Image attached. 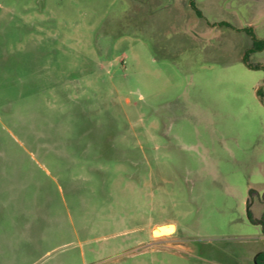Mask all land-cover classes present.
<instances>
[{
  "label": "rangeland",
  "instance_id": "rangeland-1",
  "mask_svg": "<svg viewBox=\"0 0 264 264\" xmlns=\"http://www.w3.org/2000/svg\"><path fill=\"white\" fill-rule=\"evenodd\" d=\"M172 1L0 0L13 264H264V0Z\"/></svg>",
  "mask_w": 264,
  "mask_h": 264
},
{
  "label": "crops",
  "instance_id": "crops-1",
  "mask_svg": "<svg viewBox=\"0 0 264 264\" xmlns=\"http://www.w3.org/2000/svg\"><path fill=\"white\" fill-rule=\"evenodd\" d=\"M175 1H178V0H173L172 2H174L175 3ZM172 9V8H171ZM171 9H168L167 10V12H166V14H165V17L164 18H162V21H164L167 25L166 26H168V28H169V30H171L172 31V33H173V30L175 29V27L173 28V26L175 25L174 23H176V21H177V19L175 18V16H176V14H177V12H173ZM145 11H147V9H145ZM200 11H201V9H200ZM195 13V12H194ZM201 13H202V16H198L196 13V17H197V19L199 20V21H202L201 22V24H200V28L196 31L195 29H193V28H190V26H189V23H187V25H186V29L188 30V29H190V31H191V33H187L188 35H191V37L192 38H195L196 36L198 37V38H203V37H205L206 35H209L210 34V31L212 30V29H214L215 27L217 28V29H219V28H221V26H219V25H217L218 24V22H227V23H231L232 25H234L232 22H231V19H229V18H227V19H224V17H217V18H213V20L212 19H210L209 17H207L206 15H204L203 14V12L201 11ZM164 15V14H163ZM191 21H192V23H194L195 22V15L193 16L192 14H191ZM203 23V24H202ZM213 23H215V25L213 24ZM211 24H213V25H211ZM224 26H226V27H228L226 24H223L222 25V27H224ZM251 26V25H250ZM237 29H242V28H244L243 27V24L241 23V22H239V24L237 25ZM175 34V33H174ZM250 45H251V43L249 42V45L246 47V48H248V47H250ZM239 51H241V50H239ZM241 56H242V53H241ZM241 59H242V57H241ZM3 242H2V239H1V237H0V260L2 259V258H4L5 259V261H9L10 260V262H9V264H13V262H15V260L11 257V259H10V255L12 254V253H9L8 251H7V249H5V248H3V247H5L3 244H2ZM5 245L7 246V242L5 243ZM5 249V250H4Z\"/></svg>",
  "mask_w": 264,
  "mask_h": 264
},
{
  "label": "trees",
  "instance_id": "trees-1",
  "mask_svg": "<svg viewBox=\"0 0 264 264\" xmlns=\"http://www.w3.org/2000/svg\"><path fill=\"white\" fill-rule=\"evenodd\" d=\"M189 3H190V5L192 6V8L194 9V11L196 12V14H197L198 16H202V13H201L200 9L196 7V5H195V3H194V0H189ZM219 24H220V25H221V24H226V25H228V23L225 22V21H224V22H219ZM244 30H245L247 33L250 34V37H251V46L248 47V48H246V51L244 52V55H243L242 60H243V62L246 63L249 67H255L256 65H252V64L246 62L247 54H248V52H253V51H258V50L263 49V47H264V41H263L262 39H258V38H256V36H255V34H254V32H253V28H252V26H247V27L244 28ZM248 214H249V212H248ZM261 254H262V252H259L258 254L255 255L254 259H255L256 262H257V260H258V257H259Z\"/></svg>",
  "mask_w": 264,
  "mask_h": 264
},
{
  "label": "bare ground",
  "instance_id": "bare-ground-1",
  "mask_svg": "<svg viewBox=\"0 0 264 264\" xmlns=\"http://www.w3.org/2000/svg\"><path fill=\"white\" fill-rule=\"evenodd\" d=\"M175 230L174 225L172 226H168L166 225L165 227H163L162 229H159L156 227V230L154 231V233H152L153 235H158V234H163V233H168V232H173Z\"/></svg>",
  "mask_w": 264,
  "mask_h": 264
},
{
  "label": "flooded vegetation",
  "instance_id": "flooded-vegetation-1",
  "mask_svg": "<svg viewBox=\"0 0 264 264\" xmlns=\"http://www.w3.org/2000/svg\"><path fill=\"white\" fill-rule=\"evenodd\" d=\"M217 25H219V26H220L219 22H218V24H217ZM244 28H245V27H244ZM244 28H242V29H238V30L245 31V30H244ZM245 32H246V31H245ZM246 33H247V32H246ZM247 34L249 35V38H251V37H250V34H249V33H247ZM250 46H251V45H250ZM242 58H243V56H242ZM249 209H250V207H249V205H248V206H247V212H249V214H248V215L250 216L251 214H250V211H249ZM258 221H259L261 224H262V223H264V216H261L260 218H258ZM263 229H264V225H263ZM258 253H259V252H258ZM258 253H257V254H258Z\"/></svg>",
  "mask_w": 264,
  "mask_h": 264
},
{
  "label": "water",
  "instance_id": "water-1",
  "mask_svg": "<svg viewBox=\"0 0 264 264\" xmlns=\"http://www.w3.org/2000/svg\"><path fill=\"white\" fill-rule=\"evenodd\" d=\"M166 225H168V226H172L173 224H172V223H169V224H162V225L157 226V228L162 229V228L165 227ZM155 230H156V228H154V229L152 230V233H154Z\"/></svg>",
  "mask_w": 264,
  "mask_h": 264
}]
</instances>
